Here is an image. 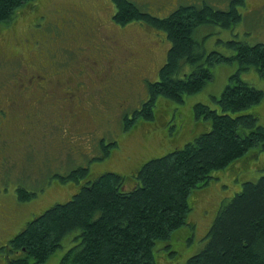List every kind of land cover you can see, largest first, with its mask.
Returning a JSON list of instances; mask_svg holds the SVG:
<instances>
[{"label":"rangeland","instance_id":"rangeland-1","mask_svg":"<svg viewBox=\"0 0 264 264\" xmlns=\"http://www.w3.org/2000/svg\"><path fill=\"white\" fill-rule=\"evenodd\" d=\"M131 1L158 17L167 16L182 5L208 3L227 10L232 3V0ZM238 9L242 20L234 27L208 23L198 28L196 37L206 51L234 55L235 51L223 43L230 39L264 43V0H245V4H238ZM115 12L113 0H31L10 20L0 23V113L7 112L0 123L1 241L15 230L18 233L31 216L69 200L77 184L63 182L59 175H67L77 167L89 168L93 176L106 171L120 173L126 177L128 187L134 181L136 168L175 148L172 143L188 128L195 103L217 107L214 97L221 96L233 73L239 71L243 80L264 91V75L256 67L240 69L237 60L219 63L212 67L213 79L203 90L187 95L181 103L159 96L155 119L140 118L125 130L126 119L132 118L134 111L149 98L148 83L158 80L170 43L164 31L142 21L117 25L113 19ZM42 65L59 68L69 75L74 74L72 68L80 67L74 75L85 81L80 86L83 91L69 86L81 84L74 80L61 84L63 93L58 95L62 97L67 88L73 89L78 96L69 100L74 103L71 107L55 99L57 105L44 102L34 110L26 106L28 99L20 100L22 97L14 92L13 83L21 78L19 81L28 85L31 70ZM245 112L256 113L259 124L264 126V98ZM171 113L173 116L177 113L176 117L169 119ZM161 118L171 121L162 124ZM114 141L117 145L110 146V153L105 154L106 146ZM249 159L250 163L241 161L227 175L197 189L206 192L196 201L193 191L184 236L177 237L174 233L171 241H159L157 245L162 249L155 251L156 264H187L191 255L204 248L220 207L219 199L228 201L241 190L246 178L257 180L264 173L261 170L264 150ZM19 188L35 195L21 199ZM7 209L13 215L9 221L2 218ZM77 233L65 236L62 246L41 264H60L64 253L75 243ZM159 254L163 259L160 263Z\"/></svg>","mask_w":264,"mask_h":264},{"label":"trees","instance_id":"trees-1","mask_svg":"<svg viewBox=\"0 0 264 264\" xmlns=\"http://www.w3.org/2000/svg\"><path fill=\"white\" fill-rule=\"evenodd\" d=\"M30 1L0 0V23L10 20ZM113 2L117 25L142 21L164 31L170 43L158 80L148 83L149 98L126 119L125 130L140 118L155 119L159 96L181 103L187 95L203 90L213 79L216 64L237 60L240 69L254 66L264 75L263 42L227 40L223 43L235 54L226 55L219 50L206 51L196 37L198 28L208 23L227 28L237 25L242 20L238 4L245 0H232L227 10L208 3L182 5L164 17L142 10L131 0ZM214 98L215 108L203 102L194 104L188 128L176 139L181 140L179 144L175 140L174 149L136 168L128 187L126 177L114 171L93 176L89 168L80 166L59 175L63 182L77 184L75 193L66 202L31 216L15 234L11 242L21 254L12 264L46 262L62 246L64 237L76 231L75 243L60 264H156L155 251L162 249L157 243L171 241L174 233L184 236L193 191L196 201L206 192L197 189L227 175L241 161L250 163V157L264 150V126L256 113L245 112L263 100L264 91L243 80L237 71L221 96ZM174 116L169 114V119ZM116 145V141L108 144L105 154ZM19 189L21 199L35 195ZM221 199L206 245L191 255L187 264H264V173L257 180L246 178L228 201ZM161 260L159 254V263Z\"/></svg>","mask_w":264,"mask_h":264},{"label":"flooded vegetation","instance_id":"flooded-vegetation-1","mask_svg":"<svg viewBox=\"0 0 264 264\" xmlns=\"http://www.w3.org/2000/svg\"><path fill=\"white\" fill-rule=\"evenodd\" d=\"M87 59H89L87 61H91L89 57H87ZM72 65L74 66L75 64L72 63ZM24 66H27V65H24ZM78 69H80V67L72 68V72L75 74V71ZM64 72L60 70L59 68H56V67L52 68L51 66H47V65L36 67L32 69L29 75L27 76L26 83H28V85L25 84V82H20L19 80L21 78L12 84L14 85V92L19 93V95L22 97V98H19L20 100L27 101L28 99L29 102L26 106H30L34 110L35 108L39 107L44 102H54L55 105L60 103L65 106L71 107L74 103L71 104L69 100H72L71 99L72 97L76 98L78 95L77 93L73 92V89L70 90L67 88L65 92H68L69 94L66 95L64 92L62 97H58L60 93H63L61 84L68 83V82L69 83L74 82V80H75V83L79 81V83L81 84L79 85L70 84L69 86L70 87L72 86L73 88L74 86H77V89H80V91H83L81 90V87L84 86L86 83L84 80H82V78L80 80L78 75L77 76L74 74L69 75ZM104 74L102 73V75ZM55 99L58 103L54 101ZM14 102L17 103L18 100H14ZM5 115H7V112L1 110L0 123H1L2 116H5ZM12 217L13 215L11 213V210L7 209L5 215H3L2 218L4 220L9 221V220H12ZM0 220H1V216H0ZM28 220L29 218L22 223L21 227L25 226ZM15 234H16V230L12 234H10L8 237L3 239L2 241L0 240V264H12V262L18 258L19 254H21V252L16 248L13 242H11Z\"/></svg>","mask_w":264,"mask_h":264}]
</instances>
